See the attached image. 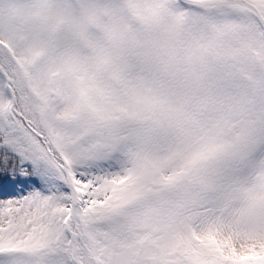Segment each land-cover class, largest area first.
Returning <instances> with one entry per match:
<instances>
[{
	"label": "snow or ice",
	"instance_id": "6c2138e0",
	"mask_svg": "<svg viewBox=\"0 0 264 264\" xmlns=\"http://www.w3.org/2000/svg\"><path fill=\"white\" fill-rule=\"evenodd\" d=\"M0 264H264V0H0Z\"/></svg>",
	"mask_w": 264,
	"mask_h": 264
}]
</instances>
